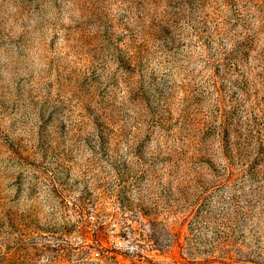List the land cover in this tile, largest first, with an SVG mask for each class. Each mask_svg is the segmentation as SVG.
<instances>
[{"label":"rangeland","instance_id":"374dc122","mask_svg":"<svg viewBox=\"0 0 264 264\" xmlns=\"http://www.w3.org/2000/svg\"><path fill=\"white\" fill-rule=\"evenodd\" d=\"M0 264H264V0H0Z\"/></svg>","mask_w":264,"mask_h":264}]
</instances>
